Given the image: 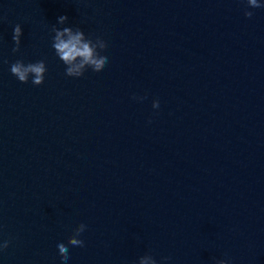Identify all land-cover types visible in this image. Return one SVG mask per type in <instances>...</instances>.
I'll use <instances>...</instances> for the list:
<instances>
[{"label":"water","instance_id":"water-1","mask_svg":"<svg viewBox=\"0 0 264 264\" xmlns=\"http://www.w3.org/2000/svg\"><path fill=\"white\" fill-rule=\"evenodd\" d=\"M53 27L102 39L106 66L66 76ZM80 224L67 264H264V8L0 0V264H61Z\"/></svg>","mask_w":264,"mask_h":264},{"label":"clouds","instance_id":"clouds-1","mask_svg":"<svg viewBox=\"0 0 264 264\" xmlns=\"http://www.w3.org/2000/svg\"><path fill=\"white\" fill-rule=\"evenodd\" d=\"M246 4L249 8L253 9L264 8V4L258 2V0H246ZM244 15L250 19L253 16V12L245 10ZM67 21V16H60L58 18L60 25L66 24ZM52 31L54 33L52 47L58 59L66 66V76L80 78L86 70L91 69L93 72H99L108 63L107 56L102 55L98 51L106 47L104 41L99 37L95 40L86 37L80 28L64 27L63 29H58L53 27ZM21 36L22 29L19 25H16L13 30V41L16 45L12 49L13 53L20 52ZM10 72L20 83H28L31 77V82L34 86H41L44 83L47 67L43 60L28 64H25L22 60H17L11 64ZM152 107L153 109L159 108V101H153ZM85 229L86 226L80 224L74 229L72 236L69 237L67 245L59 242L56 244L61 264H67L69 260V246H84V241L78 237L81 236ZM8 247V241L0 243V251H4ZM168 259L170 258L164 257L162 264H167ZM139 264H157V262L151 255H145L139 259ZM217 264H229V262L219 260Z\"/></svg>","mask_w":264,"mask_h":264}]
</instances>
